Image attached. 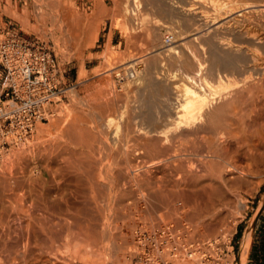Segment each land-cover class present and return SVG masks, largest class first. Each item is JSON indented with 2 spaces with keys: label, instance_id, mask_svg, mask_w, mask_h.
<instances>
[{
  "label": "rangeland",
  "instance_id": "rangeland-1",
  "mask_svg": "<svg viewBox=\"0 0 264 264\" xmlns=\"http://www.w3.org/2000/svg\"><path fill=\"white\" fill-rule=\"evenodd\" d=\"M169 1L174 5L177 4V7H190L192 5L193 8L197 7L196 4H194L195 2L191 4L192 0ZM114 2L115 0H0V21L2 18V23L8 24V22H12V25H9L10 29H14L19 36L32 42L38 41V43H43L53 52L57 63V80L59 81V87L62 89L60 97H58L56 102L49 108L51 116L47 117V120L41 122V124L38 125L37 123L38 126L35 129L38 131L34 130L31 135L32 138L30 137L28 139L29 141L24 144H18L0 150V178L6 177L8 174L14 177H16L15 174L20 176L22 175L21 172L25 170L32 171L30 177H39L40 173L44 175L43 170L46 166V158L51 157L52 159L56 158V160L54 159L56 162H54L60 167L64 165L61 168L64 172L67 171V178L82 177V179H84L86 176L85 171L88 169L89 164L91 165L93 162L95 179L97 178L101 183L98 182L100 184L99 193H95L101 215L111 216L110 222L113 224V230L115 229V224L119 227L121 225V227H124L128 221L134 223L128 228L130 239L128 243L123 245V253H121L123 255H121L119 259L120 262L118 261L119 263L117 262L115 264H129L127 252L133 244L134 230L137 225L140 224H174V226L178 228H187V231H189V240L217 241L216 243L220 246L218 252L221 255V264L238 263V254L242 240L245 232L249 230L250 238L248 241L249 246L246 264H264L263 166L259 168L260 174L256 173L257 176L256 174L248 176L245 181H242L240 189L236 190L237 193L235 192V195L230 197L233 204L229 207L223 206L224 208L220 207L221 209L218 208V210L212 211L208 210L202 204L204 201L201 199L193 200L195 203L192 202L195 205H192V202L188 204L184 203L182 200L183 204L174 215H171L172 217L164 219L155 214L151 215V217L150 215L146 216L145 210L149 205H158V198L155 195L157 191L161 190L170 193V191L177 190L171 187V183L162 182L161 179H158L156 172H154V168L150 169L152 174H148L149 177L146 174L147 172L145 173V171L148 170L145 163L149 161L150 158L147 157L150 156L145 155L146 158H144V155H142L145 151L143 149H145V140L147 138L141 136L140 132L145 133L151 130L152 127L158 130V127L161 125H157L158 123L154 125L151 124L152 126L149 125V123L147 125V121L143 123L144 117L142 116L137 117L134 121L135 124L131 121L132 115L139 116L149 112L146 106H144L147 103L146 99L149 98L150 100L152 99L150 97L155 96L156 98L153 97V102L156 104L160 103L157 102L160 98L158 97V99L156 95L159 93L161 94V92H158V94L152 93L158 89L160 91L164 87V81L162 79L159 81L158 76L153 75L156 81L155 89L147 87L143 82L148 68L147 59L149 57H154L157 62L163 64L165 50L169 47L178 46L179 49H176L177 55L190 60L192 67L164 66L163 69L170 75L172 73L173 75L176 74V77L177 74L179 77H182L177 78V81L180 83L184 77L195 80L193 82L191 81V83L193 85L196 84L197 86H195L197 89L199 87L198 91L200 93H203L204 89H207L206 91L208 94L216 93L218 95L221 93V89L215 84L218 78L216 77V73H213L214 75L211 73L213 71L210 70L207 51H205V54L203 53V49H206V47L201 39L194 35V30L197 28H194L192 24L193 16H176L173 18L160 16L151 10V8L147 7L146 9L144 0H140L139 2L136 1L135 5H139L138 7L136 6L137 8L132 5V7L130 5L126 7L122 0L118 6H116ZM185 4L188 5L185 6ZM40 15L42 17H40ZM80 16L83 18L91 17L96 19L93 28L95 29L94 31H96V29L98 30V40L91 47H88L86 44L87 41H85L87 29L85 23L83 22L84 24H81L80 22V24H78L79 21L74 22L76 18ZM234 16V14L228 16L217 15V17L213 15L212 18L216 19L217 25L224 24L223 26H226L227 22L230 21V23L233 24L227 25L233 26L235 25V22H232L234 21L232 20ZM222 17L225 19L223 20ZM62 19L65 20L61 22ZM240 24L238 23L236 25L239 26ZM58 25L63 28L62 35L55 34V31L59 28ZM1 26H3V24H1ZM240 26H242V24ZM167 34L172 36V42L169 46L163 44L164 36ZM61 36L63 37L61 38ZM222 36L226 39L228 38L229 41L231 40L230 42L233 44L235 43L233 37L227 35ZM219 38L224 40L221 35ZM245 45L246 48L248 47V50L252 48L251 51H254L258 57L259 55L261 58L264 57L262 51L256 45L254 46L252 42L248 41ZM202 46L203 49H201ZM255 47L258 49H254ZM105 51H107L109 56L106 57L107 53H105ZM104 54L106 55L104 56ZM201 68L203 69L201 70ZM129 69H135L139 72L137 79H141L140 82L137 79L132 82H129L126 78L124 79L123 75H126V71ZM214 72L217 71L215 70ZM217 73V75H220L218 76L220 78L225 72L218 71ZM234 73L235 72H233V74ZM228 74L233 75L230 72ZM225 75H227V73L223 76ZM231 75H229V77ZM235 75H237V73H235L234 76ZM212 76H215V78ZM234 76L232 81H239L241 78L239 75ZM229 77L227 79L231 80ZM3 78L4 70L0 65V82ZM221 79H223V77H221ZM149 93L152 95L150 96ZM160 94L159 96L161 97L162 94ZM164 98L162 97V99ZM143 100H145L146 103L143 102ZM156 104L155 107L158 108L159 106ZM157 108L156 110L154 109L153 113L159 115V108ZM137 112H139V114ZM72 117H74V119H72ZM75 117L77 119H75ZM67 123L70 125L75 123L74 125H77L75 129L77 128L76 130L78 131L79 129V131L77 132L75 130L76 132H71V135L70 132H66L65 135V132L62 130L70 126H67ZM138 123L139 126L141 125L143 128L140 126L138 129ZM147 126L150 127L148 128ZM62 127L64 129H62ZM132 128L136 129H134L135 131H132V133H138L139 136H136L137 134L133 135L130 132L133 130ZM79 132L82 133V138L80 134L78 135ZM79 137L81 139H78ZM135 139H143L141 140L142 142L139 141L142 145L144 144V148L141 146L140 142H136ZM140 150L141 154L139 153ZM133 151L136 153L138 152L140 155ZM262 152H264V150ZM123 154L125 156L127 155V157L123 156L127 161L122 159ZM82 162L84 163L83 165H87L83 166L82 170H80L78 166L81 165ZM120 162L122 165H120ZM66 165H68V168L65 170ZM117 165H120V167ZM84 167L87 169L83 170L85 169ZM111 167H113L112 171H110ZM58 175L57 173H53L55 177ZM44 176H46V173ZM124 176H127L129 181L127 180L128 178ZM122 179L123 181H121ZM110 184L114 191H108L111 187ZM10 193L11 192L7 194L10 195ZM20 194L21 193L14 192V198L18 199H14L13 197L8 198L6 206H8V210L11 208L9 210L10 213H8L9 215H13L17 213V211L22 213L19 209H23L24 212L27 211L30 198L27 195L22 197ZM238 194L239 196H237ZM10 196H12V194ZM234 196L237 197L235 198ZM19 199L21 200L19 201ZM113 199L116 200L113 201ZM12 200L15 201V203ZM177 201L181 203L180 199ZM119 217L121 218V222H119ZM116 231L118 232V230ZM116 231L114 230L113 233ZM107 244L108 243L105 242L102 245L106 248L110 244L108 248L111 249L113 243ZM102 245H100L101 248L103 247ZM46 246L48 245L44 244L38 248L46 250ZM53 246L54 253H57V250L60 248L59 244L55 243ZM36 248L37 247L33 245L31 249H33L35 253L33 255L27 254V256L22 258L16 254L14 255L8 248L1 246L0 264H61L60 260L52 258L47 254H41L35 250ZM108 248L105 249L107 252L109 251ZM20 250H22V248ZM61 253L62 250H60V252L58 251V256L64 257ZM182 256L183 255L178 256L177 260H180L181 257V259L183 258V260L188 261ZM212 257L216 258L218 256L216 254ZM22 259L25 260L23 261ZM177 260L175 264H178ZM189 262L191 264H196L193 260H189Z\"/></svg>",
  "mask_w": 264,
  "mask_h": 264
},
{
  "label": "bare ground",
  "instance_id": "bare-ground-1",
  "mask_svg": "<svg viewBox=\"0 0 264 264\" xmlns=\"http://www.w3.org/2000/svg\"><path fill=\"white\" fill-rule=\"evenodd\" d=\"M136 1L139 2L140 0H122L126 7L129 5L136 7ZM120 2L121 0H115L114 3L118 6ZM192 2H195L194 4L197 6H195L196 8H193V5L190 7H177V4L174 5L173 3H170L169 0H144L145 8H151V10L160 16L170 18L176 16H193L192 24L194 28H197L194 30V35L196 37L198 36L205 45L206 49H203L202 46L201 49L204 51L200 50L203 51L204 54L205 51H207L210 70L213 71L211 73H216V77L218 78L215 84L221 89V93L218 95L216 93L208 94L206 91L207 89H204L203 93H200L198 91L199 87L197 89V85L195 84V86L191 83V81L193 82L195 80H190L191 78L184 77L180 83L177 81V78L179 77L178 74L176 77L175 73V75L172 73L170 75L166 72V70L163 69L164 66L192 67L190 60L177 55L176 49L178 46L169 47L165 50L163 64L157 62L154 57H149L147 59L148 68L146 73L144 71L145 79L143 82L147 87L155 89L156 81L153 75L158 76L159 81L161 79L164 81V87L160 91L159 89L155 90L156 92L151 89L154 91L153 93L151 91V93L158 94V92H161L162 95L159 93L161 97L158 94L156 95L157 98H165L161 101H159L160 99L158 98L159 100L157 99V102H160L159 104L153 102V97L156 98L155 96L150 97L152 98L150 100L149 98L146 99L147 103L143 100V102L146 103V105H144L145 103L143 105L146 106V109H148L149 112L146 114L144 113L143 115L140 113L141 115L139 116L132 115L131 121L135 124L134 121L137 117L142 116L145 119H143V123L144 121H147V125L148 123L149 125L158 123L157 125L160 124V127H163H158V130L152 127V129L150 128L151 130H148L145 133L139 131L141 136L147 138L145 140V149H143L145 151H142V155H144V158H146L145 155L150 156L147 157L150 158L149 161L145 163L148 170L143 171H145V173L147 172L146 174L148 176V174H152L150 169L154 168V172H156L158 179H161L162 182L165 181L166 183H171V187L177 189L176 191H170V193L161 190L157 191L155 195L158 198V205H147L148 207L145 210L146 216L150 215V217L154 214L159 215L164 219L172 217L171 215H174L183 204L182 200L184 203L188 204L195 199H201L204 201L202 204L208 210L212 211L218 210V208L223 206L229 207L233 204L230 197L235 195L236 190L240 189L242 181H245L248 176H253L256 173L260 174L259 168L262 166L264 167V152H262L264 150V57L261 58L260 55L258 57L254 51H251L252 48L248 50V47L246 48L245 45L248 41L252 42L253 45H256L264 55V0H192L191 4ZM188 4H185V6ZM231 14L235 15L234 19L231 18L234 20L232 22H235V25L233 26L227 25L233 24L228 20L229 23L227 22L226 26H223L224 24L221 25L220 23V25H217V22L215 21L216 19L212 18L213 15H216L217 17V15L228 16ZM40 17L42 16L40 15ZM80 17L76 18L74 22L79 21L78 24H80V22L81 24L83 22L85 23L87 28L85 41H87V46L91 47L98 40V30L96 29V31H94L95 29L93 28L96 19L91 17ZM224 19L225 18H223V20ZM64 20L65 19H62L61 22ZM238 23H241L242 26H240L241 24L239 26L236 25ZM58 27L59 28L55 31V34L62 35L63 28H61L60 25H58ZM220 35L224 40L219 38ZM222 35L233 37L236 44L234 43V45L230 42L231 40L229 41L228 38L226 39ZM63 36H61V38ZM257 47L254 49H258ZM105 53H107V51H105ZM105 55L106 54H104V56ZM107 56H109L108 53L106 57ZM202 69L203 68H201V70ZM215 70L217 72L222 71L227 73L225 76H223L225 73L223 75L221 74V77H223L224 80L221 79V77H218L220 75H217L218 73L214 72ZM229 72L232 74L235 72L237 75L241 76L239 81H232L235 73L231 75L228 74ZM229 75L231 76L229 77ZM123 76L124 79L126 78L129 82H132L138 78L139 72L135 69H129L126 71V75ZM227 76L231 80L227 79ZM212 77L215 78V76ZM158 78L156 79L157 81ZM151 93H149L150 96L152 95ZM155 104L159 106V109L155 107ZM131 108L133 109L134 107ZM156 108L159 110V115L153 113ZM137 113L139 114V112ZM72 119H74V117H72ZM75 119L77 118L75 117ZM68 120L71 121L70 119ZM39 124H41V122H39L38 125ZM67 124V126L70 125L69 123ZM74 124L75 123L65 129L62 127V129H64L62 131L65 132V135L66 132H70L71 135V132H74L77 129H75L77 125ZM38 125H36L35 128H37ZM137 126L139 129L141 125L139 126L138 123ZM141 128L143 127L141 126ZM132 129L133 130L130 131L131 133L136 130L135 128ZM82 133L79 132L78 135L80 134L81 137ZM132 134H137L136 136H139L138 133L133 132ZM136 136L134 137L137 138ZM80 137L78 139L82 138ZM139 140L140 139H135L136 142ZM27 141L29 140L20 144H24ZM141 142L140 144L144 148V144L142 145ZM133 152L136 153L135 151ZM140 152L141 150L139 153ZM139 153L137 152L136 154ZM124 154L122 157L125 156ZM125 157H127V155ZM125 157L122 159L126 160ZM54 159L56 160V158ZM54 159L51 157L46 158V166L43 170L44 175L46 173V176L40 173L39 177H30L32 171L25 170L21 172L22 175L20 176L15 174L16 177H14L8 174V176L4 175L6 177L0 178V215L2 214L0 218V245L8 248L14 255L16 254L22 258L27 256V254L33 255L35 253L33 249H31L34 245L37 247L35 250L41 254H47L52 258L60 260L61 264L117 263L121 258V255H123L121 254L123 253V245L128 243L130 239L128 228L133 222L128 221L124 227H121L122 225L119 227L115 222L114 230H118V232L116 231V234L113 233V224L110 222L111 216L101 215L99 211L95 193H99V185L101 183L97 178L95 179L96 176L93 172V162V164L90 162L91 165L89 164L88 169L84 167L85 169L83 170L87 169L85 171L86 176L84 179H82V177L67 178V171L64 172L61 168L64 165L60 167L55 163L56 161ZM130 160L129 162L131 163ZM83 164L84 163L82 162V164L78 166L80 170H82L83 166L87 165ZM120 165H122L121 162ZM120 165L117 166L120 167ZM67 166L68 165L65 166V170L68 168ZM112 168L113 167H111L110 171H112ZM53 173L59 175L55 177L53 176ZM124 177L128 178L127 176ZM127 180L129 181V178ZM121 181H123V179ZM108 191H114L113 187L111 186ZM9 192H11L10 195L12 194V196L7 194ZM14 192L21 193L20 196L22 197L27 195L30 200L28 201V209L25 207L27 211L24 212L23 209V211L19 209L22 213L17 211V213L9 215L8 213H10L9 210L11 208L8 210L6 203L8 202V198H14ZM237 196H239V194ZM98 199L100 200V198ZM179 199L181 203L177 201ZM20 200L21 199H19V201ZM115 200L116 199H113V201ZM13 202L15 203V201ZM193 202L192 205L195 203ZM11 212L13 213L12 210ZM119 220L118 221L121 222L120 217ZM143 225L153 228L156 226H164L166 224ZM136 229L137 227L135 230ZM249 238L250 232L247 230L244 234L238 254V264H246ZM105 242L108 244L111 242L113 243L111 249L108 248L110 244H107V247L105 246L108 248V252L102 245ZM55 243H58L60 246L57 253L62 250L61 254L64 255V257H59L57 253H54L53 245ZM44 244L48 245L46 246V250L38 248ZM100 245H102V248L104 249H102ZM20 247L22 250H20ZM181 255H183L182 257L188 261L183 260V258L181 259V257L178 261L177 257ZM178 256L172 261V264H175L176 260L178 264H191L189 260H193L195 263L198 260V255H191L189 257L182 251ZM22 260L24 261L25 259Z\"/></svg>",
  "mask_w": 264,
  "mask_h": 264
},
{
  "label": "built area",
  "instance_id": "built-area-1",
  "mask_svg": "<svg viewBox=\"0 0 264 264\" xmlns=\"http://www.w3.org/2000/svg\"><path fill=\"white\" fill-rule=\"evenodd\" d=\"M164 44L172 36H164ZM0 65L4 78L0 82V150L28 140L39 122L50 116L52 104L62 93L57 80V63L53 52L43 43L24 39L14 30L0 31ZM186 229L174 224L134 231L129 264H172L182 251L189 257L198 255L197 264H221L216 241L189 240ZM205 249V250H204ZM217 254L218 257L213 258Z\"/></svg>",
  "mask_w": 264,
  "mask_h": 264
},
{
  "label": "crops",
  "instance_id": "crops-1",
  "mask_svg": "<svg viewBox=\"0 0 264 264\" xmlns=\"http://www.w3.org/2000/svg\"><path fill=\"white\" fill-rule=\"evenodd\" d=\"M3 19L1 18V21ZM0 21V31H3V30H14V29H10V26L9 25H12V22H8V24H4ZM1 24H3V26H1Z\"/></svg>",
  "mask_w": 264,
  "mask_h": 264
},
{
  "label": "water",
  "instance_id": "water-1",
  "mask_svg": "<svg viewBox=\"0 0 264 264\" xmlns=\"http://www.w3.org/2000/svg\"><path fill=\"white\" fill-rule=\"evenodd\" d=\"M238 264V263H237Z\"/></svg>",
  "mask_w": 264,
  "mask_h": 264
}]
</instances>
